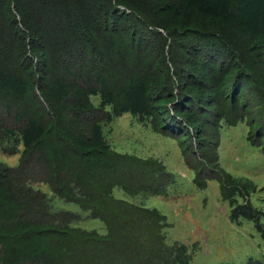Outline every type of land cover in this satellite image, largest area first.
Returning <instances> with one entry per match:
<instances>
[{
	"label": "trees",
	"instance_id": "1",
	"mask_svg": "<svg viewBox=\"0 0 264 264\" xmlns=\"http://www.w3.org/2000/svg\"><path fill=\"white\" fill-rule=\"evenodd\" d=\"M184 31L199 35L197 60L208 34L229 58L203 73L210 87L192 74L182 81L196 51L184 47ZM225 71L235 76L226 80ZM263 111L264 0H0V146L10 156L23 148L16 167L0 162V264H191L187 245L168 243L166 216L114 194H161L165 166L116 152L103 127L131 113L181 142L199 135L205 153L223 122L247 121L248 139L264 148ZM194 146L192 139L182 150L201 186L219 177L232 220L257 221L264 239L262 213L233 199L238 191L249 199L256 187L222 172L203 175L219 168L218 155L200 164ZM54 197L102 220L107 233L74 226L80 216L55 211Z\"/></svg>",
	"mask_w": 264,
	"mask_h": 264
},
{
	"label": "rangeland",
	"instance_id": "2",
	"mask_svg": "<svg viewBox=\"0 0 264 264\" xmlns=\"http://www.w3.org/2000/svg\"><path fill=\"white\" fill-rule=\"evenodd\" d=\"M179 35L186 36L183 41L185 48L193 46L196 49L188 67L190 73L186 71L182 76L183 83L189 82L188 74H192L201 79L204 86L210 87L206 76L213 74L214 68H220L229 58L221 52L220 43L215 40L216 38L208 34V38L212 39L207 45L203 47L201 45L202 53L197 60L196 53L200 52L199 43H197L199 35L188 33V31L180 32ZM191 38L194 39L190 40ZM209 50L214 53V57L210 55L211 57L208 58ZM219 53L223 59L219 57ZM216 57L220 60L217 66L212 64ZM205 71L207 75L203 74ZM225 73L231 75L226 80H231L235 76L232 71H225ZM173 80L175 94H178L182 89L181 78L174 74ZM246 85V94L257 99L258 96L251 89V85ZM227 87L232 88L233 82ZM205 94L210 96L208 91ZM91 99L96 106L99 105L100 96H92ZM205 104L208 102L205 101ZM168 107L172 109L176 118H181L171 103H168ZM249 131L247 121H241L237 125L223 122L219 131L215 129L211 132V136L206 140L207 150L202 153L198 147H200L199 142L204 139H200L199 135L198 139L197 136L190 137L186 133L185 136H189L187 141L181 142L155 131L151 123H142L131 113L116 117L103 127L104 135L111 147L123 155L158 160L165 166L170 180L166 182L165 188L158 195L149 193L130 195L123 188L116 187L115 197L149 209H156L166 216L168 226L165 234L168 243L179 242L187 245L193 253L191 264H245L249 258L264 262V239L257 221L245 217L236 221L232 220L231 200L223 197L221 179L214 176L206 186H201L196 170L190 166L182 150L185 147L190 151L193 139L194 151L197 155L195 158L200 164H204L208 158L215 162L218 155L219 168L212 165L203 175L222 172L236 180L255 186L256 190L251 193L249 199L245 200L239 191L235 193L233 199L239 203L249 200L253 207L262 213L260 223L264 227V148L250 142ZM206 132L208 134L204 125L203 135ZM22 151L21 147L19 153L10 156L0 146V162L9 167H16ZM43 190L49 192L47 187H43ZM52 204L55 211H70L78 214L80 218L74 226L96 231L102 235L107 233L105 223L91 217L90 212L84 211L78 204L57 197L52 198Z\"/></svg>",
	"mask_w": 264,
	"mask_h": 264
}]
</instances>
